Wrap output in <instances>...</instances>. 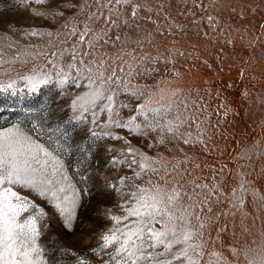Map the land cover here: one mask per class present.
<instances>
[{
  "label": "snow or ice",
  "instance_id": "6c2138e0",
  "mask_svg": "<svg viewBox=\"0 0 264 264\" xmlns=\"http://www.w3.org/2000/svg\"><path fill=\"white\" fill-rule=\"evenodd\" d=\"M18 3L48 30H0V78H7L0 79V117L9 97L35 96L44 88L55 89L62 104L27 109V124L18 119L0 126V264H52L41 237L53 221L66 232L99 238L74 252L76 264H236L241 255L247 264H264V221L257 230V217L245 211L250 193L253 207L264 214V190L238 173L236 187L224 191L228 165L215 156L221 121L212 119L235 117L245 103L264 107V70L254 74L264 68V0ZM255 15L261 21L249 27ZM225 20L244 22L221 28ZM233 33L255 63L226 59L229 45L231 55L238 51ZM21 36L25 43L13 38ZM185 40H194L191 49L176 46ZM199 46L211 55H202ZM222 66L248 86L225 96L226 81L208 83L205 78ZM193 68L199 83H182L188 73L197 74ZM64 107L68 111L58 116ZM77 129L79 140L72 136ZM129 136L144 139V148ZM104 140L110 142L104 145L105 165L115 176L78 187L63 154H74L75 145L84 168L92 146ZM79 175L81 182L92 179ZM259 179L264 181V168ZM85 195L113 201L102 214L111 223L107 230L80 219ZM252 237L260 240L259 253L250 247Z\"/></svg>",
  "mask_w": 264,
  "mask_h": 264
},
{
  "label": "rangeland",
  "instance_id": "374dc122",
  "mask_svg": "<svg viewBox=\"0 0 264 264\" xmlns=\"http://www.w3.org/2000/svg\"><path fill=\"white\" fill-rule=\"evenodd\" d=\"M207 2V0H206ZM203 10H200L202 13ZM213 14H215L213 12ZM70 15L71 14H67ZM200 15L198 14L196 19H199ZM261 21L260 15L249 16L247 24L249 27L258 26ZM243 20H225L221 21V28H227L229 24L233 28L239 27ZM63 21H61V25ZM11 26L13 29L22 30L27 26H38L41 30H48L47 23L40 19H34L30 16L28 11H25L22 6L19 5L18 0H0V30H4L7 27ZM219 30V29H218ZM238 51L235 56L231 55V45L228 46L229 55L226 56V59L229 61H237L238 64L244 65L245 61L248 64L255 63L250 57V50L239 49V33H233ZM20 38L21 43L26 41L23 37H13ZM34 40L36 38H33ZM224 37H220V43L222 44ZM193 41H183L178 43L176 46L181 49H191L193 47ZM215 40H213V44ZM199 50L202 55L208 56L211 53L204 49L203 46H199ZM191 64V60H189ZM189 65H184L181 69L182 71L186 70ZM264 68H258L255 75H259L260 71ZM193 72L197 73L195 76L192 73H188L182 83L197 85L200 79V73L197 69L193 68ZM15 76V73L12 74ZM6 81L7 78H0ZM208 83H211L213 80L220 82L226 81L229 87L225 90L224 95L229 96L234 92L241 91L246 86L248 82H242L238 77V74L235 70H230L227 66H222V72L213 73L212 78H205ZM235 83V88L231 85ZM251 91L253 97L257 95V87L255 81L251 82ZM239 99V97H237ZM208 103L212 104V100L209 99ZM62 101L59 97L56 96L55 89L44 88L41 92L37 93L35 96H26L23 99L20 98H8V103L4 105L8 111L3 113V116L0 117V126L5 125L6 122L15 121V120H25V112L27 109H32L33 112H38L40 108L49 106L52 109L60 108ZM213 109L215 105L213 104ZM251 108V111L249 109ZM67 107H64L57 113L58 116H63L67 112ZM239 115L235 117H229L225 120L222 116H213V122L216 120L221 121L220 125L217 128L218 135L216 137L219 152L215 153V156L219 157L217 163L227 164L228 168L225 170L226 184L224 191L227 193L231 188L236 187L240 176L238 173H243L247 179H255V183L252 185L253 188L258 191L264 190V181L259 179L261 169L264 168V107L261 106H250L245 103L242 107L238 108ZM15 113V115L13 114ZM27 124V121L25 120ZM99 131V129H97ZM79 129L76 132L72 133L73 139L79 140L80 135H78ZM219 133H223L224 136L221 138ZM123 135L124 132L121 131ZM134 145L144 148L145 140L139 138L128 137ZM46 142V140H45ZM85 143V148L87 150V143ZM151 143V140L147 141ZM110 143L107 140L98 141L91 148L89 153L90 159L84 165V168H80L77 164V160L80 158V153L75 151V145H73L72 153L63 154V159L68 163L69 175L73 178V183H77L78 187L85 188L90 185H93L96 182V178L99 180L112 179L115 176V173L109 171L108 167L105 165V160L107 158V153L105 152L104 145ZM115 143V142H111ZM151 151V149H149ZM241 154H246L244 159H240ZM250 156L251 159H247ZM211 163V161H209ZM240 167H237V165ZM87 171H84V169ZM83 173L86 176H91L92 179L82 181L80 180L79 173ZM231 173V175H229ZM203 176H207V171L201 173ZM84 207L79 209L80 219L84 221L91 220L94 226L98 230H107L111 227V223L102 219V214L104 212V205L108 204L111 206L112 200L106 199L100 196L88 197L85 195L83 197ZM247 203L245 204V211L257 217L256 219V229L260 228L262 221H264V214L256 211L251 203V194L249 193L246 196ZM251 216L249 217V222H251ZM239 219V218H238ZM229 239L231 238V232L228 234ZM238 239L243 241L244 237L238 235ZM251 239H255V243H251ZM99 238L95 234L85 235L79 231L74 233L66 232L61 228L58 222H51V227L47 229L44 235L41 237V243L49 249V252L52 259V264H76V259L74 252L76 250H83L90 245L98 244ZM220 243H223V238ZM250 247L259 253L260 249V240L257 237L250 238ZM249 257L248 259H250ZM236 264H247V259L244 255H241L237 258Z\"/></svg>",
  "mask_w": 264,
  "mask_h": 264
}]
</instances>
